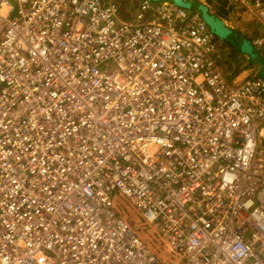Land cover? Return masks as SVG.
Masks as SVG:
<instances>
[{"label": "built area", "instance_id": "2783aa9c", "mask_svg": "<svg viewBox=\"0 0 264 264\" xmlns=\"http://www.w3.org/2000/svg\"><path fill=\"white\" fill-rule=\"evenodd\" d=\"M195 1L264 26V0ZM132 2L0 0V264H173L154 242L264 264L261 70L226 75L198 12Z\"/></svg>", "mask_w": 264, "mask_h": 264}, {"label": "rangeland", "instance_id": "374dc122", "mask_svg": "<svg viewBox=\"0 0 264 264\" xmlns=\"http://www.w3.org/2000/svg\"><path fill=\"white\" fill-rule=\"evenodd\" d=\"M112 1L118 4L119 7H121L122 9L121 14L124 19L133 20L135 18L134 16L135 13L131 11L133 9L132 0H112ZM206 4L207 3H205V5ZM238 16L239 15H235L231 22L228 21V25L232 29L234 28L233 31H235L241 39H251L250 36H252L253 33L255 34L253 37H256L257 35L264 36V26L257 18H255L254 16L244 14V16H242L243 20L240 21L238 19ZM228 38L226 40L230 42L231 36ZM227 41L221 40L219 44L222 55L221 67L226 75L235 74L241 71L239 75L245 77L251 71L261 70L262 68L261 61H258L257 59H250L247 55L242 54L239 51V49L236 48L238 46L235 47L233 44ZM258 53H259L258 55H260L261 58H264V47L260 48V51ZM250 60L253 62H251ZM114 202L116 205H121L123 210L126 212V214H130V216L135 218V220L138 221L139 223L142 222L139 213L128 201L117 197L114 200ZM145 238L146 240H148L147 236ZM152 248L163 258H165V261L167 263L188 264L186 260L172 254L168 249L166 251L164 250L161 251L160 249L157 250L156 242L152 244Z\"/></svg>", "mask_w": 264, "mask_h": 264}, {"label": "water", "instance_id": "95a60500", "mask_svg": "<svg viewBox=\"0 0 264 264\" xmlns=\"http://www.w3.org/2000/svg\"><path fill=\"white\" fill-rule=\"evenodd\" d=\"M134 1H149V2H159V1H169L173 2L175 5L184 8L186 10L193 9V3L189 0H134ZM201 15L203 21L207 24L211 32L218 37L220 40H226L233 33V30L227 26V24L218 16L211 13L210 9L206 5H200L197 8ZM240 51L243 54L248 55L251 59H257L262 62V75L264 76V58H261L254 49L252 42L250 40L244 39L240 44Z\"/></svg>", "mask_w": 264, "mask_h": 264}, {"label": "trees", "instance_id": "16d2710c", "mask_svg": "<svg viewBox=\"0 0 264 264\" xmlns=\"http://www.w3.org/2000/svg\"><path fill=\"white\" fill-rule=\"evenodd\" d=\"M189 1L193 3V11H197V6L199 5V3H198L197 1H195V0H189ZM217 39H218V38H217ZM228 39H229V38H228ZM230 40H231L230 42L227 41V40H225V41H227V42L233 44L235 47L238 46V47H236V48L239 49V51H240V44H241V41H238V40H237V38H236V33H234V32L232 33ZM240 52H241V51H240ZM250 61H251V60H250ZM251 62H253V61H251Z\"/></svg>", "mask_w": 264, "mask_h": 264}, {"label": "clouds", "instance_id": "9594fccd", "mask_svg": "<svg viewBox=\"0 0 264 264\" xmlns=\"http://www.w3.org/2000/svg\"><path fill=\"white\" fill-rule=\"evenodd\" d=\"M198 6H200V5H198ZM198 6H197V8H198ZM193 10V9H192ZM196 12H198V10L196 11ZM212 13V12H211ZM198 14L200 15V13L198 12ZM214 14V13H213ZM225 15H227L225 12H223L222 11V13H219L218 15H216V16H218L219 18H221L224 22H225V20L223 19L224 17H225ZM201 16V15H200ZM226 23V22H225ZM227 24V23H226ZM227 26L228 27H230L228 24H227ZM231 28V27H230ZM232 29V28H231ZM234 29V28H233ZM232 29V30H233ZM234 33H236L235 31H233ZM252 33V32H251ZM255 34L253 33V35H252V37L254 36ZM258 36V35H257ZM256 36V37H257ZM218 38V37H217ZM236 38H237V40L238 41H241V43H242V40H244V39H241L240 37H239V35L236 33ZM218 40H220V39H218ZM247 40H252V39H247ZM221 41V40H220ZM222 41H224V40H222ZM252 42V41H251ZM253 45V44H252ZM255 49V48H254ZM255 52L257 53V54H259L258 53V51L255 49ZM242 53V52H241ZM243 54V53H242ZM246 55V54H245ZM248 56V55H247ZM260 56V55H259ZM249 57V56H248ZM250 58V57H249ZM251 59V58H250ZM261 64H262V62H261ZM261 74H262V68H261Z\"/></svg>", "mask_w": 264, "mask_h": 264}]
</instances>
